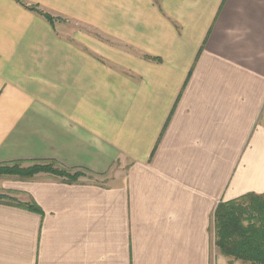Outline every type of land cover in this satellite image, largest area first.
I'll use <instances>...</instances> for the list:
<instances>
[{"label": "crops", "instance_id": "0c3cea01", "mask_svg": "<svg viewBox=\"0 0 264 264\" xmlns=\"http://www.w3.org/2000/svg\"><path fill=\"white\" fill-rule=\"evenodd\" d=\"M0 0V264H240L220 202L264 197V0ZM99 36V37H96Z\"/></svg>", "mask_w": 264, "mask_h": 264}, {"label": "trees", "instance_id": "16d2710c", "mask_svg": "<svg viewBox=\"0 0 264 264\" xmlns=\"http://www.w3.org/2000/svg\"><path fill=\"white\" fill-rule=\"evenodd\" d=\"M21 6L35 12L47 22L53 24V18L35 6ZM99 37V36H96ZM264 122V106L262 110ZM26 165V166H23ZM87 173L83 170H71L55 161L32 162L29 164L14 162L0 165V177H16L31 180L38 174H48L73 184ZM4 200L32 212H40L34 203L15 204L13 199L0 196ZM214 243L219 254L230 263L264 264V197L248 193L237 199L220 202L213 213Z\"/></svg>", "mask_w": 264, "mask_h": 264}, {"label": "rangeland", "instance_id": "374dc122", "mask_svg": "<svg viewBox=\"0 0 264 264\" xmlns=\"http://www.w3.org/2000/svg\"><path fill=\"white\" fill-rule=\"evenodd\" d=\"M53 22H57V24H59V28L61 27L62 29H64V26H66V29L69 30V27L67 26H72L70 23H65V20H60V19H57V18H53ZM23 166H26V165H23ZM80 179H83L85 181H99V179L97 180L96 177L94 176H91L87 173L84 174L83 177H80ZM28 180H21V179H18L16 177H8V176H3V177H0V196H3V197H6V199H13L16 198L17 196V193L16 191H12L11 189H9L11 186H15L13 183H23V182H26Z\"/></svg>", "mask_w": 264, "mask_h": 264}]
</instances>
